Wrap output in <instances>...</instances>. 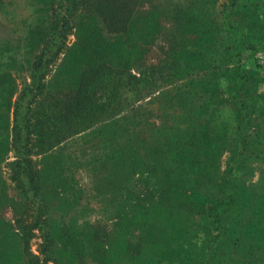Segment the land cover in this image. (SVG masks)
Listing matches in <instances>:
<instances>
[{"label": "trees", "instance_id": "16d2710c", "mask_svg": "<svg viewBox=\"0 0 264 264\" xmlns=\"http://www.w3.org/2000/svg\"><path fill=\"white\" fill-rule=\"evenodd\" d=\"M55 1L61 16L57 27H51V44L31 62L33 91L22 94L30 97L23 111L19 102L13 105L10 145L0 140V167L8 152H14V160L5 165L17 196V201L7 197L0 173V264H22L33 230L41 239L40 255L53 264H60L62 256L68 264H160L172 232L183 234L181 252L184 249L186 257H191L194 247L200 249L199 264H264L262 206L237 198L231 179L215 206L208 204L206 196L196 199L199 188L210 180L205 156L222 152L223 146L200 142L199 135L211 126H197L199 114L192 117L185 97L177 98L179 110L167 115L160 108V93L133 107L141 96L130 98L124 92L132 79L128 75L131 60H127L133 54L130 48L152 44L165 22H172L190 38L201 25L207 26L206 21L218 19L214 0H171L161 7L158 0ZM251 1L243 0L244 5ZM78 8L85 11L90 24L82 25L86 28L92 23L104 27L107 15L105 28L122 37V44L118 49L95 46L90 31H80L67 48L60 71L46 86L39 85L46 74L40 69L46 71L61 51L69 19ZM234 14L235 6H231L221 16L226 20ZM263 17L258 11L255 20L260 27H264ZM232 28L229 92L239 119L222 116L215 130L237 131L238 154L247 123L244 102L239 100L245 82L237 64L238 51L255 52L258 40L244 42L245 30L239 33ZM102 54L107 57L104 64L95 63L97 57L104 58ZM86 59L94 65L86 67ZM133 61H139L138 56ZM66 66L70 72L63 69ZM34 98L42 108L39 113L30 108ZM134 112L138 114L133 116ZM160 118H168L169 124L165 119L160 126L156 122ZM6 121L9 127L8 113ZM31 132L36 156H42L38 170L28 148ZM71 148L83 153V161L69 154ZM233 165H227L225 174L231 175ZM78 176L86 177L88 187ZM95 209L99 220H90ZM5 212L11 213V219ZM30 257L28 263L36 264L38 259Z\"/></svg>", "mask_w": 264, "mask_h": 264}, {"label": "rangeland", "instance_id": "374dc122", "mask_svg": "<svg viewBox=\"0 0 264 264\" xmlns=\"http://www.w3.org/2000/svg\"><path fill=\"white\" fill-rule=\"evenodd\" d=\"M156 2H160L161 7L167 6L172 1L158 0ZM224 5H227V8H224ZM229 5L233 6V9L235 6V14L229 16L227 18L229 22H227V19L224 20L221 15L229 10L231 7ZM214 10L218 19H215L213 23L210 20L206 21L207 26L201 25L199 32L190 38L182 35L181 30L177 29L172 22H165L152 44L144 48L132 46L130 49L133 50V54L127 57V60H131L132 66L128 67V75L132 79L128 81L129 88L124 92H127L130 98L141 96V101L133 104V107L160 93V108L163 106L167 110V115L176 113L179 110L177 98L185 97L187 102L189 100L188 110H192V117L196 119L194 114H199L197 126L205 123L211 126V129L199 135L200 142L205 146L217 145L220 149L223 147L222 152L205 156L210 180L199 188L197 200H201L199 196L203 195L204 198L207 197L210 206H215L219 197L228 190V181L231 179L237 198L252 199L253 203L264 209V27H260L255 20L258 11L260 16L264 15V0H252L245 5L243 0H214ZM60 16L61 8L59 2L55 0H0V140L8 142V145H10L8 128L12 126L13 105L19 102L20 109L23 111L25 108V102L30 97L22 96V94L26 90L33 91L31 62L38 58L44 47L51 44L50 34L54 31L51 27H57ZM106 16L104 27L98 23H92V26L86 28L82 25L90 24L85 19V11L78 8L73 12L66 34L61 40L63 44L61 51L48 65L46 71L40 69V73L46 74L41 75L43 78L40 79L39 85L46 86L54 73L60 71L59 67L63 64L67 48L73 44L76 35L84 32L85 29L94 36L91 41L95 46L101 47L107 44L118 49L123 39L109 33L105 28L108 22ZM232 27L237 28L239 33L245 30L244 42L258 40L255 52L238 51L240 53L237 64L245 82L244 90L239 91V100L244 102L245 123L247 122L242 132L238 154L237 131L232 129L222 133L220 130L218 132L215 130L218 123L216 120H220L222 116L230 117L232 121L239 119L235 112L236 103L229 92L232 86L229 72L233 68L228 56ZM79 28L81 30H78ZM179 41L180 44L177 43ZM244 42L241 43L242 46L245 45ZM102 55L104 58L97 57L95 63L104 64V59L107 57L105 54ZM137 56L139 61H133ZM93 65L89 59H86V67ZM63 69L68 70V66ZM181 92H187L188 96H184ZM256 97H259L260 101ZM37 103L38 99L34 98L30 108L39 113L42 108H39ZM7 113L11 123L9 127L6 121ZM134 113L133 116L138 114V112ZM165 119L167 122L165 124L168 125L169 120ZM165 119L160 118L159 122H156L161 126V122ZM29 140L28 148L32 149L31 160L37 164L38 170L42 166L40 164L42 156H36L38 151L34 149V132H31ZM68 152L76 156L79 162L83 161V153H78L72 148ZM89 152L88 154H97L95 151ZM6 158V163L0 167V173L4 179L7 197L17 201L13 185L7 178L8 168L5 165L14 160V152L10 150ZM228 164H234L231 175L225 174ZM78 179L87 186L85 176ZM136 185L140 187V184ZM182 193L185 192L182 191ZM260 202L262 204H259ZM95 212L96 215L90 216V220H99L97 209ZM5 216L11 219L10 212H5ZM31 234V238L26 241L28 256L25 255L22 258V264H30L28 263L30 256L38 259L36 264H53L50 259H43L40 255L41 239L37 231L33 230ZM155 236L151 233V237ZM162 237L160 231V239ZM182 238L183 234L179 232L168 233L169 241L160 257V264L200 263V249L194 247L190 258L186 257L184 249L181 252L184 246L181 244ZM216 255L220 256L219 252ZM59 261L60 264H68L64 256Z\"/></svg>", "mask_w": 264, "mask_h": 264}]
</instances>
